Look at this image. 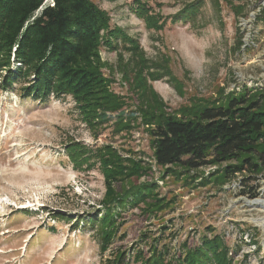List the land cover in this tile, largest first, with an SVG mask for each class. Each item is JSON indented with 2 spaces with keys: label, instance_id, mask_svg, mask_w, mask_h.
Instances as JSON below:
<instances>
[{
  "label": "rangeland",
  "instance_id": "rangeland-1",
  "mask_svg": "<svg viewBox=\"0 0 264 264\" xmlns=\"http://www.w3.org/2000/svg\"><path fill=\"white\" fill-rule=\"evenodd\" d=\"M92 1L119 35L99 56L123 106L91 112L0 87V264H148L160 247L176 261L215 235L230 264H264V205L253 204L264 174L221 185L216 166H158L142 124L155 97L181 116L264 84V0ZM106 212L114 234L101 243L92 222Z\"/></svg>",
  "mask_w": 264,
  "mask_h": 264
},
{
  "label": "trees",
  "instance_id": "trees-1",
  "mask_svg": "<svg viewBox=\"0 0 264 264\" xmlns=\"http://www.w3.org/2000/svg\"><path fill=\"white\" fill-rule=\"evenodd\" d=\"M113 37L119 35L92 0H0V70H5L0 87L12 91L20 84L17 92L22 100L46 103L71 96L77 104L92 107L91 112H116L123 105L109 93L99 56L102 45L115 47ZM152 101L156 109L143 113L142 124L149 128L158 166L183 170L216 166L210 180L221 185L237 174L247 181L263 176L264 84L228 92L189 115L164 114L161 99ZM130 194L137 196L134 190ZM256 196L251 190L250 198ZM105 216L92 222L101 243L114 234L112 214ZM228 251L215 235L176 261L165 262L166 250L155 249L148 264H230Z\"/></svg>",
  "mask_w": 264,
  "mask_h": 264
},
{
  "label": "bare ground",
  "instance_id": "bare-ground-1",
  "mask_svg": "<svg viewBox=\"0 0 264 264\" xmlns=\"http://www.w3.org/2000/svg\"><path fill=\"white\" fill-rule=\"evenodd\" d=\"M254 202V201H253ZM253 204H263L264 205V203L262 202V201H255Z\"/></svg>",
  "mask_w": 264,
  "mask_h": 264
}]
</instances>
